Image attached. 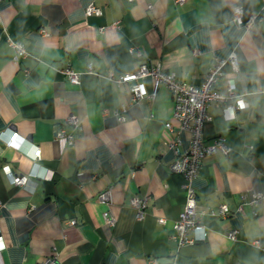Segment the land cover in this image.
<instances>
[{
  "label": "crops",
  "instance_id": "crops-1",
  "mask_svg": "<svg viewBox=\"0 0 264 264\" xmlns=\"http://www.w3.org/2000/svg\"><path fill=\"white\" fill-rule=\"evenodd\" d=\"M90 5L100 13L86 15ZM237 6L245 22L264 0L0 2V264H264V20L238 24ZM15 42L27 53L19 60ZM216 60L225 61L219 91L228 95L232 80L246 105L231 118L207 107L202 138L223 139L228 152L206 155L192 182L206 238L180 245L173 225L184 179L170 169L177 155L169 144L184 153L190 134L173 119L166 87L133 101L116 80L161 64L199 86ZM59 130L72 144L55 140ZM20 176L27 181L17 186ZM253 193L262 194L257 204ZM135 197L147 199L141 218ZM222 205L226 216L217 215Z\"/></svg>",
  "mask_w": 264,
  "mask_h": 264
},
{
  "label": "built area",
  "instance_id": "built-area-1",
  "mask_svg": "<svg viewBox=\"0 0 264 264\" xmlns=\"http://www.w3.org/2000/svg\"><path fill=\"white\" fill-rule=\"evenodd\" d=\"M2 0H0L1 2ZM176 5H182L185 0H173ZM100 9L90 5L85 9V14L90 16L92 14H99ZM244 12L242 8L235 7L233 9L234 21L238 24H244L245 27L252 26L256 22L264 20V7L258 13L249 14L246 21H243ZM14 52V60H19L26 56V51L20 42L10 44ZM133 51V50H132ZM139 54V52H137ZM233 71H237L238 63L234 54L227 60ZM223 60H216L213 62L210 70L206 74L203 82L199 86L184 83L180 81L175 74L167 72L161 64L149 65L142 63L139 65L135 72L127 73L121 76L116 81L118 83H127L131 97L133 101H139L141 99L150 98L153 99L160 86L166 87L172 98L173 119L179 122V128L185 130L190 134L189 149L180 153L175 144L170 143L169 146L176 153V158L170 166L172 173L180 175L184 179L185 189V204L184 208L174 223L173 227L176 231L178 243L185 244L191 243L197 240H204L206 238L205 228L199 223L197 216V200L195 190L193 188V179L197 176L201 162L206 155L221 152L226 154L228 148L224 144L223 139L217 138L213 144H206L202 138V127L210 119L207 113V107L211 104L221 106L224 116L231 118L236 111L243 108L246 104L241 99H236L233 91L232 80L228 81V95H223L218 89V83L223 75ZM69 81L72 84L79 83L78 75L68 70L67 72ZM150 80L152 84V92L149 93L145 86V80ZM124 118L118 116V120L122 121ZM66 122L79 128L78 119L70 115L66 118ZM166 128L171 129V124L166 123ZM18 137V133L14 132L9 136L8 144H13ZM55 140L58 142H64L66 144H72L74 136L72 134H66L63 130H59L55 134ZM34 155L38 158L40 156V149L37 148ZM11 174V173H9ZM27 181V177L20 176L13 178V183L17 186L24 185ZM108 199V193L100 195V200L104 201ZM262 199V194H251V203L257 204ZM132 207L135 209L137 217L141 218L145 210L148 207L147 199L133 198L131 201ZM228 208L222 205L217 215L226 216ZM164 221V220H161ZM108 225H113L114 220L112 218H106ZM72 225L75 221L71 222ZM191 231L199 232L197 238L191 239L189 233ZM230 238H234V232L228 234ZM256 244H259L256 241ZM264 249V246H262ZM42 264H58L53 260H48Z\"/></svg>",
  "mask_w": 264,
  "mask_h": 264
}]
</instances>
